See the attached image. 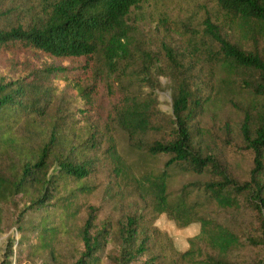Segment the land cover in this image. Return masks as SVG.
I'll return each instance as SVG.
<instances>
[{"label": "trees", "instance_id": "16d2710c", "mask_svg": "<svg viewBox=\"0 0 264 264\" xmlns=\"http://www.w3.org/2000/svg\"><path fill=\"white\" fill-rule=\"evenodd\" d=\"M146 1L27 0L22 3L26 20L23 18L0 27V49L11 51L20 48L40 51L55 59L84 60L81 73L72 76V87L82 98H88L94 88V84L88 83L95 58L103 52L109 68L116 70V63L129 53V46L124 43L129 34L127 17L134 7ZM217 3L223 12L220 25L210 18L204 21L205 32L218 46L214 52L216 61L229 75L244 69L256 71L253 92L262 100L255 131L251 129L252 114H246L241 126L244 146L254 154L249 179L239 180L230 175L216 157L203 156L198 152L192 122L206 101L203 102L185 80L180 81L173 100L169 136L145 141L152 131L162 130L155 88L144 93L132 88V83L137 80H145L150 85L148 80L154 75V69L150 62L152 58L147 54H140L143 67L133 65L130 70L138 68L136 73L121 81V93L110 114L113 125L127 133L130 144L135 148L146 150L152 156H168L165 168L160 172L137 173L121 154L114 128L107 127L103 131L102 143L98 142L99 131L91 127L68 134L64 125L54 121L50 129H43L34 116L30 83H25V78L7 81L1 77L0 235L4 231V206L14 204L18 208L25 201L21 216L29 209L44 211V214L27 225H22L19 217L20 233L25 236L27 229L37 234L38 252L54 251L59 237L79 214V208L75 207L76 199L82 193L93 191L86 183L94 169L92 160L73 158L71 154L80 148L81 153L86 154L105 143L104 155L112 164L115 177L121 183L132 185L142 199L150 202L154 213L166 214L180 226L193 222L201 224L200 234L191 239L193 248L183 254L188 264H232L226 259V254L244 244L237 233L203 214L204 203L220 208H239L245 203L260 219V234L247 239L264 247V0H217ZM222 26L234 31L250 48L231 41L223 34ZM67 69L50 68L47 73L55 82L61 79V74L67 73ZM36 138H40L37 144L34 143ZM174 167L187 173L210 174L211 178L201 183L186 184L174 196L169 190ZM69 183L74 184L70 189ZM196 193L197 200H193ZM201 196H204V202L199 200ZM50 201L53 202L47 208ZM93 222L91 215L83 228L85 251L77 264L101 263L97 252L103 248L102 239L107 235L103 230L93 236ZM146 235V228L139 226L135 218L130 219L121 233V254L114 264H159L154 255L138 259L147 252ZM199 240L217 251L219 257L209 255L205 259H197L199 250L196 243ZM10 243L8 255L13 252L15 240ZM253 264H264V259Z\"/></svg>", "mask_w": 264, "mask_h": 264}, {"label": "rangeland", "instance_id": "374dc122", "mask_svg": "<svg viewBox=\"0 0 264 264\" xmlns=\"http://www.w3.org/2000/svg\"><path fill=\"white\" fill-rule=\"evenodd\" d=\"M24 2L27 0H0V27L23 18L26 20L22 12ZM222 13L217 0H148L134 7L126 20L129 34L124 43L129 46V53L116 63V70L109 68L103 52L97 55L89 71L88 85L94 84V88L88 98H82L72 87V76L81 73L84 60L55 59L40 51L0 49V81L1 77L7 81L25 78V83H30L31 102L37 114L34 116L43 129H50L54 121L64 125L68 134L91 127L99 131L98 142L102 143L103 131L107 127L114 128L121 154L137 173L160 172L165 168L168 156H152L146 150L135 148L130 144L127 133L113 125L110 114L121 93V81L136 73L139 66L143 67L140 54H147L152 58L150 62L154 69V75L148 80L150 85L145 80H137L132 83V88L142 93L155 88L162 130L152 131L145 141L169 136L173 100L180 81L185 80L197 96L206 101L192 122L198 152L203 156L216 157L230 175L244 181L249 179L254 166V154L244 146L241 126L246 114H252L251 129L255 131L262 100L253 92L256 71L244 69L229 75L216 61L214 52L218 46L205 32L204 21L210 18L220 25ZM222 32L234 43L250 48L226 26H222ZM133 65L138 68L130 70ZM62 67L68 68L67 73L53 82L47 69ZM39 142L40 138L34 140L35 144ZM105 146L104 143L86 154L81 153V148L75 149L71 154L73 158L92 160L94 169L86 183L93 191L82 193L76 199L75 207L79 208V214L59 237L54 251L38 252L37 234L26 229L23 236L18 229L19 217L20 223L27 225L39 220L44 211L29 209L21 216L25 201L18 208L14 204L4 206L0 264H77L85 251L83 228L91 215L94 217L91 234L96 236L105 230L107 235L102 239L103 248L97 252L100 264H114L119 259L123 243L121 233L134 218L139 226L146 228L148 243L147 252L138 259L154 255L159 264H188L183 254L193 248L191 239L200 234L201 224L193 222L180 226L166 214L154 213L150 202L142 199L132 185L121 183L115 177L112 164L104 155ZM171 173L169 190L174 196L186 184L201 183L211 178L210 174L187 173L178 167L172 168ZM73 185L69 183V189ZM197 195L194 194L193 200H197ZM199 200L204 202V196ZM52 202H48L46 207L50 208ZM203 205L204 215L226 225L244 243L230 250L226 259L232 264H253L264 259V247L247 239L260 234V219L255 211L245 203L239 208ZM11 240H15V244L12 254L8 255ZM196 248L199 250L197 259H205L209 255L219 257V253L202 240L196 243Z\"/></svg>", "mask_w": 264, "mask_h": 264}]
</instances>
